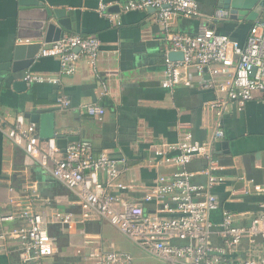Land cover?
Returning a JSON list of instances; mask_svg holds the SVG:
<instances>
[{
    "label": "crops",
    "instance_id": "crops-1",
    "mask_svg": "<svg viewBox=\"0 0 264 264\" xmlns=\"http://www.w3.org/2000/svg\"><path fill=\"white\" fill-rule=\"evenodd\" d=\"M27 1L62 11V19H68L71 28L65 34L95 37L100 49L95 67L81 57L72 75H61L59 61L49 57H36L29 69L13 72L15 46L38 40L31 37V23L20 18V0H0V115L4 120L0 130V234L27 227L26 219L18 217L23 212L42 215L49 221L56 213H70L77 221L81 218L78 191L51 175L52 167L65 153L55 146L56 150L47 155L42 148L40 154L46 156L42 164L40 157L27 155L7 137L8 128L19 116L25 124H35L42 147L50 141L45 135L54 129L56 134L79 137L77 143L93 157L106 153L117 162L119 181L134 185L132 190L117 192L119 197L141 204L146 212L156 208V202H144V196L157 185L158 178L180 170L158 163L151 147L175 145L188 132L208 148L210 157V161L195 158L186 166L191 181L207 187L209 177L221 179L209 189L218 204L208 217L212 226L217 228L224 213L238 227L248 226L264 213V194L254 191V187L264 185V92L255 93L242 106L226 101L218 111L211 103L224 100L225 94L200 87L194 68L187 72L191 86L178 85L172 91L162 88L169 42L154 10H121L132 0ZM195 1L200 17L174 18L173 32L195 35L207 27L243 44L252 24L264 22V0H232L230 10L235 11V18L223 21L214 18L223 10L222 0ZM100 4L108 5L107 9L116 7L106 12L115 16L117 24L98 14ZM26 72L58 78L59 83L27 84L23 80ZM203 76L210 80V71L205 69ZM213 79L222 83L228 77ZM59 96L66 97L68 107L57 103ZM90 105L104 109L100 120L86 114ZM27 115L43 118L34 123ZM176 154L173 151L169 155ZM97 176L105 182L104 174ZM7 215L14 219L2 220ZM48 232L54 239L55 253L47 264H91L92 254L116 250L113 235L119 233L97 214L78 222L71 232L53 223L48 225ZM211 242L223 248L217 234L211 235ZM247 259H264V243L259 238L243 239L233 252L223 255L222 263L243 264ZM0 264H21L16 241L0 240Z\"/></svg>",
    "mask_w": 264,
    "mask_h": 264
},
{
    "label": "built area",
    "instance_id": "built-area-1",
    "mask_svg": "<svg viewBox=\"0 0 264 264\" xmlns=\"http://www.w3.org/2000/svg\"><path fill=\"white\" fill-rule=\"evenodd\" d=\"M107 7L100 4L98 14L117 24L115 16L106 12ZM120 8L123 12L154 10L156 21L169 42L170 52L182 54L179 61H171L168 55L165 56L160 82L162 88L172 91L178 85L191 86L187 72L194 68L200 87L225 94L224 100L211 103L218 111L224 108L226 101L242 106L255 93L264 92V22L255 21L245 43L240 44L207 27L201 28L195 35L173 32L171 26L174 18L200 17L195 0H132ZM228 17L225 10H218L214 15L215 19L221 21ZM99 49L100 43L95 37L64 34L57 41L43 44L36 57L57 59L59 73L72 75L81 57L95 67ZM205 69L210 71V80L203 76ZM218 76H227L228 79L219 83L213 79ZM23 80L27 84L59 83L58 78L30 72L24 74ZM57 103L64 108L69 104L64 96H59ZM86 114L100 120L104 109L90 105L86 107ZM3 127L4 120L0 115V130ZM7 137L15 145L22 146L27 155L40 157L42 164L46 161V156L40 154L42 148H45L47 155L56 150L53 140L43 143L42 147L35 124H25L21 116L8 128ZM151 150L158 163L180 169L169 177L160 176L157 185L144 196V202H156L153 211L146 212L141 204L129 203L119 197L117 192L132 190L134 185H124L119 181L121 172L115 160L106 153L93 157L80 143H71L66 147L64 158L52 167L51 175L68 188L78 191L80 220L74 219L70 213H56L49 221L42 215L23 212L18 217L26 219L28 226L1 233L0 240L18 243L21 264H47L55 253L54 239L48 232V225L59 224L71 232L78 222L82 223L97 214L162 264H223V255L233 252L243 239L253 241L259 238L264 243V213L246 227L233 225L228 213L223 214L217 228L209 222V214L218 208L216 197L209 189L221 179L209 177L206 187L193 183L192 174L186 171V166L195 158L210 161L208 148L204 144L194 141L191 134L185 132L175 145L163 148L153 145ZM173 151L177 154L170 156ZM212 165L209 166L211 170L214 169ZM98 173L105 175V182L98 180ZM254 191L264 194V185L254 187ZM261 207L264 209V202ZM13 219V215L2 218L4 221ZM214 234L223 242V248L212 244L211 235ZM91 256L94 259L91 264H133L129 254L113 249ZM243 264H264V259H247Z\"/></svg>",
    "mask_w": 264,
    "mask_h": 264
},
{
    "label": "water",
    "instance_id": "water-1",
    "mask_svg": "<svg viewBox=\"0 0 264 264\" xmlns=\"http://www.w3.org/2000/svg\"><path fill=\"white\" fill-rule=\"evenodd\" d=\"M20 0V6L22 7V13L20 18L27 19L32 28L31 37L38 40L37 43L32 44H19L15 46L14 53V65L13 72H20L29 69L36 60V56L43 44H48L59 40L66 31H70V22L68 19H62V11H51L49 9L42 8L38 2H28ZM223 6L221 9L228 11L229 18H235V11L230 10V5L233 4L232 0H222ZM30 5V6H28ZM26 6V7H25ZM116 7H109L107 10H112ZM44 34V36H43ZM19 38V36H18ZM42 42V43H41ZM78 52V50H75ZM168 58L171 61L182 60V54L180 52H170ZM254 71H252V74ZM28 118L34 123H37L43 116L27 115ZM41 138L42 135H40ZM46 139L53 140L57 149L62 150L65 153L68 143L79 142V137H67L66 135L56 134L54 129H50L48 135H45ZM48 139V140H49ZM47 140V141H48ZM215 147H218L215 144Z\"/></svg>",
    "mask_w": 264,
    "mask_h": 264
},
{
    "label": "rangeland",
    "instance_id": "rangeland-1",
    "mask_svg": "<svg viewBox=\"0 0 264 264\" xmlns=\"http://www.w3.org/2000/svg\"><path fill=\"white\" fill-rule=\"evenodd\" d=\"M113 241L116 250L127 253L133 258V264H162L158 259L143 252L119 233L113 235Z\"/></svg>",
    "mask_w": 264,
    "mask_h": 264
}]
</instances>
